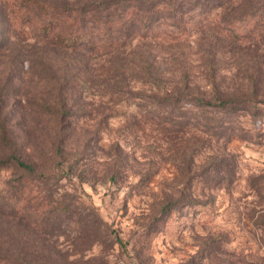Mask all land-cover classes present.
<instances>
[{"label": "rangeland", "instance_id": "obj_1", "mask_svg": "<svg viewBox=\"0 0 264 264\" xmlns=\"http://www.w3.org/2000/svg\"><path fill=\"white\" fill-rule=\"evenodd\" d=\"M195 2L186 33L162 22L174 39L90 52L42 39L0 0V140L57 175L42 186L73 209L52 217L66 235L32 226L34 253L43 239L67 264H264V0ZM180 93L254 107L177 109ZM87 213L102 219L93 246L75 229ZM9 226L0 217V243Z\"/></svg>", "mask_w": 264, "mask_h": 264}, {"label": "trees", "instance_id": "obj_2", "mask_svg": "<svg viewBox=\"0 0 264 264\" xmlns=\"http://www.w3.org/2000/svg\"><path fill=\"white\" fill-rule=\"evenodd\" d=\"M8 2L20 16H25L23 21L35 28L36 34L42 39L55 46L81 51L111 50L136 37L165 36L174 39V35H167L168 29L163 31L165 35L159 33L162 22L174 25L185 33L187 30L183 24V12L189 0H100L80 7L53 6L40 0ZM196 2L193 3L195 7L198 4ZM88 22L91 27L86 25ZM168 99L173 101L172 104L177 109L183 107L178 103L186 100L199 108L212 107L225 111L254 107L251 102L235 96L206 100L199 97L190 98L180 93ZM206 125L209 129L212 128L211 125ZM0 141L6 151L0 152V175L10 172V178L4 180V186H0V217L6 219L10 225L6 229L9 232L5 236L7 241L0 243V264H67L65 261L67 262L71 255L64 256L60 251L51 252L43 239L40 240L37 253L31 250L30 245V230L34 224L42 226L44 235L53 234L51 230H56L59 237L66 235L63 231L61 233L65 225L54 223L52 217L60 210L64 214L73 209L70 204L63 206L64 200L42 186L48 179L57 175L39 173L35 164L15 152L10 139L3 138ZM57 151V155L62 156L63 149L58 147ZM171 208L170 203L165 207V211L168 212ZM89 217L88 213L87 216L83 215L75 224V229L79 236L89 239L84 241L88 246H93L102 231V219L97 215L95 221H92ZM16 222L22 226L16 227Z\"/></svg>", "mask_w": 264, "mask_h": 264}]
</instances>
